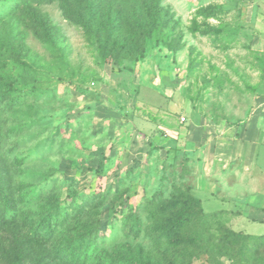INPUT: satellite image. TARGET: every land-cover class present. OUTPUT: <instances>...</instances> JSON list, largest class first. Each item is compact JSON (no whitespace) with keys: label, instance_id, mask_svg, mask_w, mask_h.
Here are the masks:
<instances>
[{"label":"rangeland","instance_id":"rangeland-1","mask_svg":"<svg viewBox=\"0 0 264 264\" xmlns=\"http://www.w3.org/2000/svg\"><path fill=\"white\" fill-rule=\"evenodd\" d=\"M143 3L0 0V43L12 44L0 74L15 88L3 147L43 206L79 205L85 217L106 196L96 238L70 225L55 234L88 264L151 246L143 229L127 232L117 203L144 219L143 205L180 190L223 211V226L264 234V2L160 0L170 23L147 39Z\"/></svg>","mask_w":264,"mask_h":264},{"label":"trees","instance_id":"trees-1","mask_svg":"<svg viewBox=\"0 0 264 264\" xmlns=\"http://www.w3.org/2000/svg\"><path fill=\"white\" fill-rule=\"evenodd\" d=\"M54 1H58L63 9L70 10L75 0H46L48 3ZM159 2L150 0L151 6L146 3L142 5L144 11L141 12L146 14L148 20L147 31L141 33L142 38H149L155 31V34H163L168 28L170 20ZM141 16L139 12L135 20L144 19ZM110 19L119 17L113 18L112 15ZM92 22L94 19L90 18L85 26H90ZM111 24L109 28L116 34L117 27ZM42 26L47 31L44 23ZM143 28L138 24L139 30ZM109 32L107 30V34ZM108 37L106 35V39ZM11 46L7 39L0 43V50L9 51ZM4 62L0 59V66ZM18 64L23 63L20 61ZM14 92L13 85L5 82L0 74V264H88L87 251L80 254L68 246L66 251L58 249L55 234L60 226L70 225L86 232L83 238H96L99 226L93 220L98 219L96 209L106 201V196L98 199V203L93 204L92 209L82 217L79 205L72 207L65 202H56L43 206L41 202L45 193L41 188L33 189V196L28 195L33 186L23 181L25 179H21L18 171L12 169L9 164L12 151L3 147V141L7 138V132L2 131L6 123L3 116L6 110L12 108L10 99ZM117 205L115 211L122 221L131 224L127 232L133 234L132 238H138L143 229V238L151 246L147 249L141 245L135 248L127 246L106 264H192L200 257H204L208 264H224L225 261L228 264H264V234L249 235L223 226L219 215L224 212L205 213L200 200L190 193L180 190L164 201L152 200L143 205L144 219L135 211L126 215L125 204ZM103 255L107 258L106 251Z\"/></svg>","mask_w":264,"mask_h":264},{"label":"crops","instance_id":"crops-1","mask_svg":"<svg viewBox=\"0 0 264 264\" xmlns=\"http://www.w3.org/2000/svg\"><path fill=\"white\" fill-rule=\"evenodd\" d=\"M260 1H263L264 2V0H260ZM263 9H264V3H263Z\"/></svg>","mask_w":264,"mask_h":264}]
</instances>
